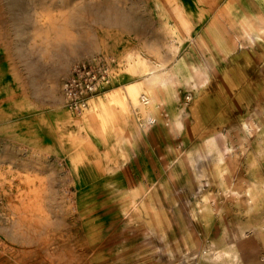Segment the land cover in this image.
Instances as JSON below:
<instances>
[{
  "label": "rangeland",
  "instance_id": "obj_1",
  "mask_svg": "<svg viewBox=\"0 0 264 264\" xmlns=\"http://www.w3.org/2000/svg\"><path fill=\"white\" fill-rule=\"evenodd\" d=\"M157 1L160 5L158 8L154 0H0V152L14 158L10 160L9 165L15 167L17 161L20 162L21 159L26 163L30 161L26 160L31 153L30 146L37 144L33 158L40 160L36 171L42 177L43 188H46L42 204L49 210L50 223L43 222L44 226L42 223H35V231L22 241H11L1 246L0 264H220L225 260L222 258L216 261L214 256L204 258L203 261L192 259L183 254L176 246V242L166 238L163 230H160L162 227L153 233L146 227H141L137 221L125 220L120 223L121 241L114 246V250H103L97 243L91 244L85 235L90 228H83L77 212L73 210V206L77 204L76 198L84 202L86 210L82 214L85 216L102 212L103 218L96 226H102L105 222L112 225L117 223L111 222L112 215L106 213L114 199L96 204L92 191H86L76 197L66 174V165L70 166V153L62 148L58 152L52 145L57 144V135L68 141L67 128L63 129L62 125L58 124V133L49 131L46 136L38 129V127L41 130L49 129L50 119H60L64 110L77 114L82 108L74 109L67 103L58 104L55 96L57 93L60 95L63 93V82L74 65L91 63L87 59L88 56L94 55L96 56L94 59L102 58L101 60L107 62L110 65L109 84L117 81L120 82V86L122 85L123 76L120 77L118 74L120 69L117 61L118 54L126 48V45L123 49L121 47L124 40L131 36V45L142 46L143 43L136 42L138 38L143 42L152 37L154 30L158 35L161 19L166 21L172 19L165 11L166 1ZM46 11H49L52 17L51 24L47 25L39 22V16ZM160 12L163 13L162 16H159ZM106 17L120 18V22L117 20L109 24L105 21ZM55 25L71 32V36L57 37L51 29ZM113 34L120 42L117 43L115 50H108L106 42L112 40ZM94 41L99 44L98 48L93 47ZM48 43L50 45H47ZM70 56L72 60L63 73L60 69L61 67L63 69L65 61ZM132 77L139 78V74ZM120 86L105 88L102 91L99 89L91 96L97 95L98 92L110 93ZM42 116L44 118L41 120ZM60 120L63 121L65 118ZM248 120L255 121L252 118ZM242 123L232 126L227 132V134L240 132L242 136L245 134V137H242V146L236 148L233 156L221 157L219 153L221 147L218 144L220 132L215 138L186 141L187 145L192 142H205L206 152L203 154L190 155L187 149L179 150V154L174 151L167 154V159L176 158L177 177L173 179L175 197L173 208H176L177 222L184 221L180 222L176 236L179 238L181 235H187L189 240L198 238L210 248L212 254L217 250L232 248L235 244L239 250V259L233 263L230 260V264H264V185H261L264 184V170H253L255 165L264 162V154H259L264 152V131L262 129L256 130L255 133L254 131L247 133L244 129L239 131ZM133 130L135 129H132L131 133ZM124 132L120 133L125 134ZM133 142L136 140L130 139L123 148L127 149ZM53 156L57 160L65 161L66 165ZM258 158L262 161H258ZM182 159L186 160L183 166L178 162ZM164 163L162 159L160 170L155 173L160 177L161 197L168 175ZM145 165L152 166L149 160ZM220 171L225 175V179L223 174L219 176ZM118 172V169L112 167L105 178L113 190L117 189V183L120 182ZM129 174L130 171H127V175ZM217 181H220V185L216 184ZM227 181L230 183L227 184ZM247 182H252V185L251 183L245 185ZM9 184L10 182L0 175L2 208L17 203V189L26 188L24 183L16 182L11 183L13 186L11 190L2 192V188ZM229 187H238L239 190L251 187L250 190L258 194L255 197L257 201L254 199L257 206L254 204L251 209V206L246 205L245 199L248 195L244 192L238 199H233L227 191ZM50 190L54 191V194ZM203 204H217L221 208L206 219L197 211ZM196 212L198 215L193 218L192 214ZM234 231L239 235L235 243L230 242L234 238ZM142 247L149 255L147 261L140 254Z\"/></svg>",
  "mask_w": 264,
  "mask_h": 264
},
{
  "label": "bare ground",
  "instance_id": "obj_2",
  "mask_svg": "<svg viewBox=\"0 0 264 264\" xmlns=\"http://www.w3.org/2000/svg\"><path fill=\"white\" fill-rule=\"evenodd\" d=\"M165 1H166L165 3L167 4V6L165 7V11L171 14L173 18V24L168 25L166 21L165 22L163 21L162 22L163 32L165 36L181 41L184 32H188V30L190 29V22L188 21V13L184 9L185 8L184 5L187 2V0H165ZM199 1H204V0H199ZM154 2H155V6L158 8L160 6L158 1L154 0ZM239 2L240 0H227L226 3L228 4L229 11H225L224 13L228 15L229 14L233 15V13L238 14L237 10L240 9V7H243V5H240ZM162 14L163 13L160 12L159 16H162ZM241 16L243 19H245V21L250 20L249 19L250 16L248 12H243ZM39 17H40L39 22L41 24L47 25V24H51L52 22L51 20L52 17L49 11H46ZM117 20L120 22V18L117 19H112L108 17L105 18V21L109 24H112ZM59 27H60L59 25L57 26L55 25L54 27L51 28L57 37L68 38L71 36V32H69L68 30L60 29ZM255 29H256V36H254L255 39L264 36V26L256 27ZM246 37L247 39H249L248 36ZM118 42L120 41L116 38V35L113 34L112 40L106 42L108 50L111 49L115 50ZM230 44L232 43H229V45ZM47 45L50 44L48 43ZM167 46L171 51H175L177 49L176 45H174L173 43L170 44L168 43ZM93 47L98 48L99 44L94 41ZM149 50H153L151 46L149 47ZM95 57L96 56L94 55H90L87 57V59L91 63H96V64L105 63L107 67V72H108L107 78L99 82V86H98L100 91H102L109 85L110 65L107 62L101 60L102 58L94 59ZM71 60H72V56H70L69 59L67 58L63 69L61 67L60 70H62L63 73L66 72L68 63ZM117 62L119 63L117 65L120 69V72L118 73L120 77L130 73L133 76L139 74V78L134 79L132 82H128L121 85L119 88L115 89L110 93L104 92L102 94L90 96L89 98H87L85 105L82 106V108H80L77 114L69 110H64L62 113V117H60V119L65 118V120L63 121L58 118H51V119L49 118L50 119L49 129L43 128L41 130V128L38 127L39 131L43 134V136H46L49 131L51 132L54 131L55 133H58L59 130L58 124H61L63 129L67 128L66 130H68L67 133L68 141L66 142L65 140L62 139L60 135H57V142H56L57 144L56 145L52 144V145L56 148V150H58V152L59 150L61 151V148L68 151H69V147L72 148V150L69 151L70 166L67 167V171H66L67 173L66 172L65 173L67 174L69 183L73 186L74 194L76 197H79L82 193H86V191H92L93 198H95L96 204H101L103 202L109 201L110 199H114L112 201V206L110 210L107 211L106 213L107 214L109 213V216L112 215L111 219L113 220L111 222H117V223L112 225L109 224L108 222L107 224L104 221L105 223L102 226H96L97 222L100 223V221L103 218L102 212L100 213L97 212L91 216H85L84 214H82L86 210V207H84V202L80 198H76L77 204L73 206V210L77 212V216L81 220L80 222L83 228L85 227L90 228V231L85 233V235H87L88 237V240L90 241L91 244L97 243L103 248V250L104 249L107 251L114 250L115 248L114 246H117L121 241V238L119 236V230H121V227L119 226L120 223L125 220L137 221L139 222L141 227H146L153 233H156L157 230H159V228L162 227V229L160 230H163V233L165 234L166 238L169 241L176 242L177 244L176 246H178L180 250H182L183 254L188 255L192 259L195 260L201 259V261H203L204 258H207L209 256H214V258H216V261L222 258L225 259L220 264H230L231 262L232 263L238 262L239 250L237 246H235V244L232 246V248H224L222 250H217L215 251V253L212 254L210 248L207 245L205 246L203 243H201L198 240V238L189 240V237L187 235L186 236L181 235L179 238L176 236L177 230L179 229L180 226V222L184 223V221L182 220L179 223L177 222L175 217L176 208H173V205H175L173 179L177 177V173L175 171L176 170L175 157L173 158L169 157L165 162L166 165L164 169H167L168 175L164 184L165 188L163 190L162 197L160 196V190H159V186L161 184L160 177H158L157 174H155L151 170L153 165L152 166L145 165V167L143 168L144 176L146 179L145 181H138L134 175H127L126 166L123 165L124 163L122 164V161L126 160V156L122 153V150L126 148H121V146L122 147L125 146V144H127L129 140L123 138L122 137L123 133H120L121 131H124V129L122 128L123 123L127 121L132 116V114H138L140 119L144 120L145 122H147L148 120H153V116L151 115L153 102L157 99L155 91L156 89L164 86L163 84H165V82L170 78L171 75L167 72V70L161 68L164 66V61L160 60L159 64H154L151 61L142 58L138 54V51L135 49H129V50H126V48L123 49L118 54ZM57 84L58 83L56 82L55 87H57L56 86ZM55 97L58 101V104L66 103V99L62 92L61 95L57 93ZM43 118L44 117L42 116L41 120ZM132 129L135 128H131V130ZM240 129H244L247 133L253 131L255 133V131L258 129H262L264 131V123L256 120L251 122V120L247 119L239 126L238 130L241 131ZM93 137L98 138V141L103 145L104 150L98 151L97 150L98 148L96 149ZM113 137H116L115 140L113 139ZM219 137H221L218 142V144L221 147L219 153L221 154V157L226 158L229 156H233L234 152L236 151V148L242 144L243 142L242 137H245V134L244 136H242L240 135V132L236 134H227L220 132ZM36 147H37L36 143L30 146L31 153H29V157L28 159H26V160H30L27 161L28 163H26L24 160L21 159L20 162L17 161L15 167L9 165L11 162L10 160H14V158L12 157L9 158L7 156L8 154H6L5 152H0V175L4 178V180H8L10 182L8 186L2 188V192H7L11 190V187H13L11 186L12 185L11 183L19 182V183H24L26 185V188L24 189L23 188L17 189L16 191L18 197L17 203L7 205L6 207L3 208L0 207V236H1L0 247L4 246L7 242H11V241L17 242V240L22 241L27 235L35 231V227H34L35 223H40V224L42 223L43 225V222L47 223L49 221V210H46L44 208V205L42 204L43 201L42 196H44L43 194L46 188L45 189L43 188L41 182L42 177L36 171V167H39L38 162H40V160L38 158H33ZM171 152L173 153V149H171ZM179 152L177 151L178 154ZM185 159H182V161L179 160L178 162L179 163L181 162L180 164L183 166L184 162H186ZM140 160L141 159H139V161ZM111 162H114L115 164V166H113L114 168H118L119 171L118 173L120 176L119 178L120 182L117 183L118 187L116 190L111 189L110 184H108V180L105 179L109 175V171L112 169V165L110 166ZM220 172L221 174H219V176L221 177L223 172L225 171L223 169V172L222 171ZM215 174L217 176L216 171ZM223 176L225 179L224 174ZM228 182L229 181H227L226 183L228 184ZM248 183H251L252 185V182H247L245 183V185H247ZM216 184L220 185V181H217ZM233 187L228 188L227 191L229 195L233 197V199H238L242 192L247 193L248 197L245 199L247 203L246 205L251 206L252 209V205L254 206L255 204L254 199L256 200L255 197H257L256 195H258L257 192L253 193L250 190L251 187L250 189H246V190H239L237 189L238 187L237 188H233ZM51 192L53 193L54 191ZM260 195L261 194H259V196ZM88 197L89 196H87L86 198ZM231 201L233 200L231 199ZM220 208L221 207L218 206L217 204L216 205L203 204L200 210L198 209L197 211H200L203 214V216H205L206 219H208L213 214L214 211L217 212ZM197 215H198L197 212L192 214L193 218H195ZM206 219L204 220V222H206ZM47 224L50 223L48 222ZM49 226L50 225H48V227ZM42 231H44V229ZM233 235L234 238L231 239L230 242L235 243V240L239 239V235L235 234V231ZM143 249H144L143 247L140 248V254L143 257V259L147 261L148 260L147 257L149 255L147 254V252H145V250L143 251Z\"/></svg>",
  "mask_w": 264,
  "mask_h": 264
},
{
  "label": "crops",
  "instance_id": "obj_3",
  "mask_svg": "<svg viewBox=\"0 0 264 264\" xmlns=\"http://www.w3.org/2000/svg\"><path fill=\"white\" fill-rule=\"evenodd\" d=\"M226 2L187 0L184 9L190 29L184 32L181 41L165 36L162 22L166 20L161 19V34L157 35L154 30L152 37L143 42L138 38L136 42L143 43L142 46L131 45V36L122 43V49L124 45L126 50L135 49L154 64L164 61L161 68L171 75L164 86L155 91L153 120L145 122L138 114H132L122 126L125 131L122 137L136 140L122 150L126 156L122 164L138 181L146 180L143 171L146 161L151 162L154 173L159 172L161 160L166 162L171 149L174 152L187 149L190 155L206 152L205 142L187 145V140L215 138L218 132L227 133L232 126L248 118L264 122V36L254 37L255 28L264 26V0H240L243 7L233 15L224 13L229 11ZM243 12L249 13L250 20L242 18ZM166 22L172 25L173 18ZM168 43H173L177 49L171 51ZM150 46L153 50H149ZM136 78L130 73L123 75L121 84ZM118 86L120 82L115 81L106 88ZM131 128H135L132 133ZM93 138L96 149L104 150L98 138ZM57 161L66 165L61 159ZM258 161H262L261 158ZM111 165L113 167L114 162ZM253 170H264V162L255 165Z\"/></svg>",
  "mask_w": 264,
  "mask_h": 264
},
{
  "label": "built area",
  "instance_id": "obj_4",
  "mask_svg": "<svg viewBox=\"0 0 264 264\" xmlns=\"http://www.w3.org/2000/svg\"><path fill=\"white\" fill-rule=\"evenodd\" d=\"M107 74L105 63L74 65L62 85L67 105L74 109L84 106L87 98L99 90V82L105 80Z\"/></svg>",
  "mask_w": 264,
  "mask_h": 264
}]
</instances>
